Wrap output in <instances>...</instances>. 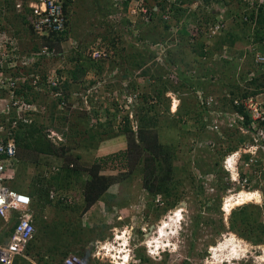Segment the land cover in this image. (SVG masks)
<instances>
[{
  "label": "rangeland",
  "instance_id": "1",
  "mask_svg": "<svg viewBox=\"0 0 264 264\" xmlns=\"http://www.w3.org/2000/svg\"><path fill=\"white\" fill-rule=\"evenodd\" d=\"M19 1L24 6L28 2V0H24L25 2L23 0H8L11 6L7 15L10 26L15 30L16 36L26 47L33 48L35 45L39 47L43 40H38L28 29L26 21L23 20L24 16L15 7ZM105 1H72L71 7L68 9L71 28L83 30L85 21L86 30L91 33L82 39L93 40V46L97 41L101 40L109 45L112 51V40L121 39V57L119 59L123 58V54L128 53L130 56L133 55L137 58L140 55H145L146 59L144 58V60L147 61L150 55L146 53H150L151 50L156 55L154 49L158 52L160 46L154 47L151 39L143 42L138 37L133 36L130 19L123 16V21L117 23L109 18L110 15H116L118 10L111 7L112 12H103L108 11L110 8L107 7L109 4ZM153 3L154 1L151 0L148 4L149 7ZM211 3L212 0H209L204 5H201L197 0H190L186 5L189 11L197 13L199 16L201 15L204 20L205 17H208V12L211 13ZM92 5H96L97 9L93 8ZM238 5H234L236 13L242 12V6ZM103 6H106V8ZM88 8L90 9L86 11ZM84 10L87 17L98 11L99 18L92 15L89 20L83 21L85 16L83 17L81 12ZM189 11L183 14L184 17L180 14V20H178L179 18L176 19L175 26H178V29L175 34L179 38L177 44L182 48L176 50L172 54V58L180 62L178 65L179 77L181 73H186L191 66L196 65V68L198 67L196 70L188 71L189 76L194 78L193 81L195 82L181 86L180 78L176 82L165 78L166 67L162 65L161 60L158 59L156 61L158 56L153 55L154 57L147 64V66L150 64V67L143 69L144 71L149 70L150 74L163 75L159 87L168 86L166 87L168 88L167 93L162 102L156 101L158 106L154 110H149L150 107L148 106H145L143 111L139 110L140 107L134 109L133 122L131 121L138 127L137 131L139 126H143L142 124L152 127V129L148 130L157 133L159 142L172 148L173 183H171V186H174V188L176 186V188L172 189L171 196L156 195L147 190L144 185L145 175L139 169L140 166H136L135 170L131 164L130 157L128 161L124 159L123 161L114 160L115 154L126 151L129 147L127 137L124 135L118 136L122 131L114 129L116 125L115 118L119 113L131 118V107L130 110L125 109V111H122V109L117 110L119 107L116 105L112 106L101 102L97 109L98 111H90L86 109L87 106L83 102L82 94L77 100L72 98L71 93L73 90H71L67 92V95H71L68 100L69 108L77 101L79 106L75 109L61 110L58 113V119L52 121L49 117L54 112L53 104H56V102L46 95L37 97L34 94L32 95L33 98L36 97L34 100L38 104L46 106L45 115L40 114V117L36 118V123L38 126L42 124L40 126L41 133L53 147L55 146V148L59 149L58 158L55 155L23 148L20 150V157L22 155L24 158L21 159L22 163L19 165L20 177L16 179V182L31 190L35 179L37 180L38 177L42 178L43 176L49 177L58 172L56 169L62 166L63 161L67 157L70 158L68 155H71L70 159H75L77 166L82 169L90 168L98 164L100 158L108 157L105 160L106 162L101 164L104 169L101 174L113 176L118 182L110 187V190H116L117 196L108 207L113 212L118 213L119 216L123 214L121 215L123 222L107 220L108 218L105 216L109 215V212L105 211L101 212L103 213L101 214V222H77V220L74 222H39V241L44 240V238L49 240L44 251L56 261H59L66 253L74 251L83 254L94 253L98 242L113 243L115 235L121 233V231H124V233L129 231L127 238L129 239L130 249L133 251L132 257L135 258L134 256L136 255L141 260V264H264V161L258 164L255 163L251 168H246L245 165L242 167L239 164L241 177L237 182L232 181V177L236 174L233 170L226 169L225 159L231 156L232 152L239 150L250 137L243 135L239 130L229 131L226 127L223 131L221 130L222 135L207 132L203 127L202 119L204 115L199 107L197 96L199 90L197 88L200 87L205 89L206 93L219 98L227 91L234 94V91L237 92V87H240V91L245 89L254 90L247 87L248 82L246 81L248 79L246 73L252 70L253 67V65L249 66L251 59H248L246 66H241L236 58L241 57L240 54L243 52L245 41L248 39V32L251 29L243 26L241 18L237 17L238 15L230 17L228 19V32H232L233 36L243 41L237 42L232 46L231 42H228V40H232L229 35L224 36L219 41L214 40V51L216 53L208 59L207 54L203 55V57L198 55L191 45L193 33L190 32L192 29H189V27L190 25H196L197 22L194 17L190 16ZM132 19L136 20L134 28L139 25V21L142 22V19ZM182 20L183 24L180 25L179 21ZM210 20L213 21L214 19L210 17ZM155 22L154 25H157ZM171 24L173 25L174 23L171 21ZM170 30L166 38L164 36V41L159 40L155 45L164 42L171 43L172 40H175ZM153 33L155 34V31ZM70 37L74 38V35ZM198 37L193 35V40L194 38L198 39ZM201 40L204 43L207 42L206 39ZM67 41L71 42V44ZM78 46L79 42L77 43L74 39L69 41L68 36L60 46L53 45V47H56L58 56L45 61L42 64L43 69L46 70V73L49 70H57L59 74L60 70H63L66 65L67 67L68 65L71 66L72 63L70 64L69 59H72L74 55L71 48L75 50ZM205 47L206 44L203 50L207 53ZM206 48L208 49L209 47ZM225 54L227 55L226 58L224 57ZM106 64L109 63L107 62ZM168 64L169 62H167V67ZM237 65L239 69H242L241 73L239 69H236ZM256 69L254 71H256L257 75L261 76L264 73L261 68ZM139 70L135 69L132 72L137 76ZM156 70L159 71L156 72ZM196 71L198 75L196 73L192 74ZM201 74L204 78L198 81L197 78ZM124 75L127 76L126 80L123 78ZM102 79L111 82L114 89L121 91H123L124 86L127 87L126 85L130 81L123 69L110 71ZM154 80L150 83L144 79L143 82L138 83V86L137 83H134L137 87L136 92H140L141 95H154V91L157 88L151 85ZM79 88L76 90L86 91V88H83L82 85ZM133 90L131 88L129 92H133ZM173 97L179 99L178 112L176 113L173 112ZM145 105L148 104L145 103ZM88 106H91L90 101ZM179 109H181V112ZM56 111L58 112L59 110L56 109ZM64 115L66 116L62 117ZM140 117H144L143 122H141ZM60 118L70 121L63 123L64 121L62 122ZM89 130L92 131V137L87 133ZM28 142L34 143L35 141L30 140ZM63 146H66L69 151L66 149L63 151ZM62 152L65 153L63 156L61 155L63 154ZM143 154L146 155V152ZM76 156H79L80 159H76ZM260 157L264 160V153ZM84 174L86 175V172ZM243 179H249L248 184L245 183L246 185H244ZM50 189L54 191V188ZM241 190L244 192L240 193L239 198L245 197L246 200L253 201L246 205L234 207L235 209L231 208L241 202L235 199V196ZM245 192L248 193L246 194ZM63 193L67 198L77 197L73 203L78 209L82 208L83 205H87L81 185L76 186V191L65 190ZM80 199L82 201H79ZM227 201L229 203H226ZM173 205H176V207ZM121 207L123 208L121 209ZM178 208L180 210L176 212L175 210ZM231 209L234 210L228 215L227 213ZM173 213L179 218L176 221L173 220V223L178 221L181 226L178 224L172 230L174 233L172 235L168 234L166 237L168 240H164L165 244L169 243L171 253L163 255L161 258L148 254L143 243L146 242L145 240L153 243V240L157 241V239L162 238L164 233L170 229L167 221L168 217H172ZM78 214H81V212H78ZM75 215L77 216V213ZM3 226L2 222L0 228H3ZM116 228L117 230H115ZM175 230L177 231L175 232ZM172 231L169 232L171 233ZM159 235L162 237H159ZM218 245L220 246L217 248ZM210 249L211 252L216 253L214 258H211Z\"/></svg>",
  "mask_w": 264,
  "mask_h": 264
},
{
  "label": "built area",
  "instance_id": "2",
  "mask_svg": "<svg viewBox=\"0 0 264 264\" xmlns=\"http://www.w3.org/2000/svg\"><path fill=\"white\" fill-rule=\"evenodd\" d=\"M113 1V6L118 10V13L113 16L110 15L109 18L117 23L123 21V16L130 19L132 26L130 27L134 31L133 36L135 37H139V35L134 28L136 20L132 18L138 20L142 18V21L149 23L152 21L150 10L151 12L159 10V6L154 3L149 7L148 4L151 0ZM167 1L170 4H175L178 0ZM197 1L201 5L207 2L206 0ZM6 2L8 3V0H0V220L4 224L3 235L0 233V238L2 239L7 233L10 235L6 236L4 240L0 239V264H15L19 259L29 260L28 253L30 246L37 237V225L39 224V217L34 210L33 197L13 187L19 174L20 165L15 130L30 127L37 122L36 118L40 117V114L45 115L46 106H41L34 100L37 96L46 95L50 99L52 98L56 102L59 112L65 109H75L79 103L78 101L74 102L73 106L69 108L68 100L71 95H67L68 91L64 88L67 80L66 75L58 74L57 70H49L46 73L42 67L45 61L58 56L56 47L44 43H41L36 50L26 47L10 26ZM228 2L229 0H212L211 13L208 12V23H203L201 29L198 24L189 27L192 29L190 30L193 33L192 36L201 34L202 38L206 39V47H209L205 49L207 52L214 47V40L219 39L229 31L228 19L234 14H229ZM125 3L128 5L125 6ZM240 3L243 5L241 13L243 21L250 22L252 27H255L256 23L249 20V16L254 15L255 20L257 19L260 10H264V0H240ZM15 7L26 18L28 29L40 41H44L46 38L53 39L54 35L63 34L68 30V19L62 0H28L26 6L19 1ZM185 7L187 8V5ZM166 12H169L170 15H165L164 19H169L171 17V5L167 7ZM210 17L214 20L211 21ZM179 24L182 25L183 20ZM175 25L176 23L171 26L170 30L175 37L172 43L164 42L152 45L154 47L160 46L158 52L155 49L154 51L155 56H158L156 61L161 60L162 65L166 67L165 78L176 82L180 78L179 70H173L170 68V64L167 67V52L171 48H175L179 41L175 34L178 26ZM251 32H253L252 29ZM243 52L244 54L240 58H236L241 66H246L248 59H251L249 66L253 65L252 70L246 73L248 75L246 81L248 82L258 76L254 71L257 70L256 68H261L264 72V39L260 43L248 34ZM111 53L110 46L101 40L97 41L87 51V55L96 61L109 59ZM226 56L225 54L224 57L226 58ZM241 71L240 68L239 72L241 73ZM108 85H111V82L100 79L92 86L89 85L86 91L76 90L74 92L73 90L72 98L78 100L82 94L81 97L87 106L86 109L90 111H98L101 102L112 106L116 105L119 107L117 110L122 109V111L130 110L131 107L130 113L132 115L129 119L132 121L134 109L139 106L140 92L135 91L133 93L126 90L111 89ZM33 94L36 97L33 98ZM197 96L204 115L203 127L207 132L222 135V131L226 127L229 131L239 130L243 135L250 137L239 150L232 152L231 156L225 159L226 169L235 172L236 175L233 180L237 182L241 177L239 164L242 167L245 165L246 168H251L255 163L264 161L260 157L264 153V90L247 97L244 96L243 90L241 94L238 92L233 94L227 91L221 98L208 94L204 90H198ZM172 99L174 104L178 105L179 99L177 97ZM89 101L91 106H88ZM123 118L124 115L119 113L115 122H125ZM132 126L137 131L138 127L133 123ZM248 181L249 179H243L244 185H246L245 183L248 184ZM51 197L52 199L55 198L52 192ZM121 233L125 234L124 231ZM114 246L126 253L122 257L119 254L121 258H112L111 252L114 250ZM127 246L125 241L119 242L117 235H115L113 243L98 242L94 253L70 252L63 258L62 262L55 264H141V260L136 255L135 258L132 257L133 251L130 246L127 249ZM117 249L115 251H118ZM33 264L38 263L34 262Z\"/></svg>",
  "mask_w": 264,
  "mask_h": 264
},
{
  "label": "trees",
  "instance_id": "3",
  "mask_svg": "<svg viewBox=\"0 0 264 264\" xmlns=\"http://www.w3.org/2000/svg\"><path fill=\"white\" fill-rule=\"evenodd\" d=\"M62 1H63V6H64V11L68 19V30L63 34L54 35L53 39L46 38V40L43 41V43L48 44L51 47H53V45L60 46L61 44H63L64 41L66 40V37L68 36L69 29H70L68 9L69 7H71L72 0H62ZM153 1H154V4L159 6V10L152 11V12L150 10L152 21L149 23L145 21H142V22L139 21L140 23L137 27H135V31L138 32V35H139L138 38L140 41L145 42L144 40L151 39L153 40V44H155L159 42V40L164 41V36L166 38L169 32V29H171V26H172L171 21L172 22L174 21V23H176V19L179 18V15L181 14L182 16L184 13H187L189 11V8H185L188 2L186 0H178L175 4H170L167 0H153ZM206 1L208 2V0ZM127 5L128 3H125V6ZM169 5H171V17L169 19H164L165 15H170L169 12H166V9ZM10 7H11L10 4L6 2L7 11L10 10ZM191 13L192 12L190 11V16L194 17V19L197 22L196 24H198L199 28L203 27L204 21L205 23H208L209 21L208 17H205V19L203 20L201 15L199 16L197 13L196 14L195 13L191 14ZM182 17H184V15ZM237 17L241 18L243 26L253 30V32H251L250 30L251 33L248 32L249 36L252 35V37H254V39L257 42L261 43L262 40L264 39V10L263 9L260 10L256 20H255L254 15L249 16V20H252L253 22L256 23L255 27H252V24L250 22L243 21L242 19L243 17L241 16V14H239ZM141 19L142 18H140L139 20ZM23 20L26 21V18L23 17ZM154 22L157 25H154ZM159 28H161V30ZM154 31H155V34L153 33ZM131 32L134 33L133 31ZM226 35H229L232 37V40H228V42L229 41L231 42L232 46L235 45L237 42L243 41L242 39H239L238 37L233 36L234 34L232 32H228L224 36ZM198 36H199L198 39L194 38L193 40V36L191 38L192 40L191 45L193 47V50L196 51L197 54L202 57L203 55L207 54L209 58H211V56L214 53H216V51L213 50V51H209L208 53H205L203 50L204 42L201 40L203 39L202 38L203 36L201 34H199ZM224 36L217 39V41L221 40V38H223ZM120 40L121 39L119 38L117 40L115 39L112 40L111 45H112L113 51L111 53V57L107 60L96 61L92 59L91 57L87 55L88 49L86 48H82V49L76 48L74 51H72L74 53L73 58L69 59L70 64L72 63L71 66L68 65L67 67L66 65L65 68L63 70L61 69L59 72L60 75H66V78H67L64 88L67 91L74 90L75 88L80 89L79 88L80 85H82L83 88H86L87 86L96 82V80L104 78L108 72L113 71V70L117 71V70L123 69L125 71V74L128 75V78H130V75H131L133 77L132 79H134L135 73L132 72L133 70L135 69L139 70V69L150 67L149 65L147 66V64L150 62V59L152 60V58L154 57L153 55H155L153 50L151 51L149 50L150 53L145 52L146 54L150 55L149 60L147 59V61L144 60L145 55L143 56L140 55L137 58V57H134L133 55L130 56V54L128 53L123 54L122 56L123 58L119 59L121 57ZM177 46H179V44ZM176 47L171 48L167 52V56H168L167 61L170 64V68H172L173 70H178V65L180 62L177 61L175 58H172L173 56L172 54L176 50L182 48L181 46L177 48ZM36 49H38L37 45H35L32 48V50H36ZM243 54L244 52H241L240 55L242 56ZM105 62L106 63L108 62L109 64H106ZM196 69H198V67L196 68V65H193L190 68H188V71L196 70ZM236 69H239L238 65L236 66ZM158 71L159 70H156V72ZM188 71L186 73L180 74L181 86L190 84L191 82L192 83L195 82L193 81L194 78L189 76ZM143 74L145 76L146 75L149 76L148 81L150 83L153 81V79H155L156 81L154 80V83H152L151 85L156 86L157 88L154 91L155 94L153 93L154 95L151 94L147 96V94H144V95L142 94L140 96V102H139V106L137 107V109L140 107L139 110L141 109L143 111L144 110L143 108L145 106H148L150 107L149 110H154V108L158 106V104H156V101L157 100L159 102L163 101V98L165 97L167 93V89H168L166 87L168 86L159 87L163 79L162 78L163 75L161 74H160L161 76L150 74L149 70L144 71ZM87 80L91 81L90 83H88L89 85L86 84ZM108 87L111 89H114L112 85H108ZM247 87H250L254 90L253 91H250L248 89L243 90L245 97L251 94H257V93L262 92L264 90V73L261 76L258 75L254 77L251 81H248ZM131 88L134 89L133 92L137 90V87L132 83H130L125 88L123 87V90H126L129 92ZM239 88L240 87L236 88L237 92ZM237 92L234 91V93H237ZM238 93L241 94V91L239 90ZM145 103L148 105H145ZM53 105H54L53 106L54 112H52V115L49 118L52 121H55L56 119H58V113L60 112L56 111L57 104H53ZM180 110L181 109H179V111ZM65 116L66 115L62 117H65ZM60 119L62 122L64 121L63 123H67V121H70L65 118H60ZM123 120L125 122L123 121L120 123L115 122L116 125L114 129H116L117 131H122V133L119 134L118 136L120 135L126 136L128 139L129 147L126 151H122V152L115 154L114 160L123 161L124 159L128 161V158L130 157L131 164L133 165L135 170H136V166L137 167L140 166L139 169L145 175L144 185L147 190H149L151 193H155L156 195L163 194L165 197L171 196L170 194L172 192V189L176 188V186L175 188L174 186H171V183H173V180H172V175H173L172 148L169 146H164V144H161L159 142L157 133H155L154 131L152 132V130H148V129H152V127H147L146 124L145 125L142 124L143 126L141 127L139 126V130L135 131L133 129L132 122L127 115L124 116ZM140 120L141 122H143L144 117H140ZM41 125L38 126V124L35 123L34 125L30 127H23V128H20L19 130H15V141H16V144L19 150L18 152L19 163H22L21 159L24 158L22 155L20 157V150H22L23 148L25 150L34 149L39 153L55 155L58 158L59 149L57 147L55 148V146L53 147V145H51L49 141L46 139V137L41 133L40 131ZM87 133L89 134L90 137H92L93 134L91 130H89ZM30 140H33L35 142L34 143L28 142ZM65 149L68 150L66 146H63L62 150L64 151ZM145 152H146V155L143 154ZM64 154L65 153L61 155L63 156ZM68 156H70V158L72 157L71 155H68ZM70 158L67 157L66 160L64 159L65 161H63L62 166L59 165L60 168L57 170L58 172H56L55 174H52L49 177L48 176L47 177L43 176L42 178L38 177L37 180L36 179L34 180L31 186L30 194L31 196L35 198V200H37L39 207H44L48 204L53 203V201L50 199V194H51L50 188H54L53 190L61 191V192H64L65 190L66 191H76V186L81 185V190H83V195L85 197V201L87 204L86 206L90 207L94 205L97 201L101 200L102 197L107 193V191L110 189L112 185L118 183L116 182L115 177L106 176V175L101 174L102 170H104L101 164L103 162H106L105 160L108 159V157L100 158V160L98 161L99 162L98 164L90 168H87V169H82L78 167L77 163L75 162V159L73 160ZM76 159H80V157L76 156ZM85 172H86V175L84 174ZM252 201L245 199L237 203L236 205L232 206L231 208L246 205L247 203H251ZM173 206L176 207V205H173ZM234 209H231L230 212H228L227 214L230 215ZM223 211L225 212L224 209ZM1 226H2V221L0 220V227ZM66 254L63 256L65 257Z\"/></svg>",
  "mask_w": 264,
  "mask_h": 264
},
{
  "label": "crops",
  "instance_id": "4",
  "mask_svg": "<svg viewBox=\"0 0 264 264\" xmlns=\"http://www.w3.org/2000/svg\"><path fill=\"white\" fill-rule=\"evenodd\" d=\"M72 1L76 2V0H72ZM105 2L109 4L107 7L108 8L110 7V8L108 9V11L106 10V11H103V12H105V13H107L109 11L112 12L113 10H112L111 7H114L113 6L114 5V1L113 0H106ZM235 4H237V5L240 4L242 6V8H243V5L240 3V0H229V2H228L229 14L239 15L242 12L236 13V11L234 10V5ZM92 7L97 9L96 5H92ZM103 7L106 8V6H103ZM242 8H241V11H243ZM89 9L90 8L86 9V11H88ZM86 11L84 10L83 12H81V15L83 17L85 16L84 12H86ZM98 14H99V12L95 11L92 15L97 16V18H99ZM91 16H88L89 18L87 16H85L83 18V21L86 20V19L89 20L91 18ZM85 26H86L85 21H84L83 30L74 29V28H73L74 29L73 30L71 28V26H70L68 37H69V41H73V39H74V41H76L77 43L79 42V46H78L79 49L86 48V49L90 50L92 48V46H93L94 41L90 40V39H88V40L82 39L87 34L91 33L89 30H86ZM77 28H79V27H77ZM71 35L72 36L74 35V38L70 37ZM79 36H81V37H79ZM68 43L71 44V42H68ZM205 49H206V47H205ZM71 51H74V50L71 48ZM141 70H142V72L144 71L143 69H140L138 71V73H137V76L135 75L134 79H132L133 77L130 75V79H132V80H130L129 83L126 86H128L130 83H132V84H134V83L136 84L137 83V86H138V83L143 82L144 79L146 81L149 80V76H145L144 74H142ZM90 82L91 81L87 80L86 84H88ZM124 88H125V86H124ZM74 90H76V88ZM19 177L20 176L18 174L17 178H19ZM13 187H14V189H16L18 191H23V192H26L28 194L31 193L30 189L26 188L24 185L19 184L18 182H15L13 184ZM51 192L55 196V198L52 199L51 194H50V199L53 201V203L52 204H48V205H46L44 207H39V205L37 203V200H35V198L32 196L33 199H34V210L36 211V214L39 217L38 222H74L75 220H77V222H101L102 221V217H101L102 215L101 214H103V213H101L102 211L109 212V215L105 214L106 215L105 217L108 218L107 220H109V221L112 220L114 222H123V220H122L123 217H121V215H123V214H120V216H119L118 213L113 212L108 207L109 205H111L110 203L117 196L116 190L113 191V190L109 189V191H107V193L102 197V199L99 200L100 202L97 201L94 205H92L90 207H87L86 205H83L82 208L80 207V209H78L73 203L74 199H77V197L73 196V197H68L67 198L66 195H64L63 192L56 191V190L51 191ZM79 201H82V200L80 199ZM121 206H122V204H121ZM122 208L123 207H121V209ZM78 212H81V214H78ZM110 212H113V213H110ZM75 213H77V216L75 215ZM120 213H122V212H120ZM51 214H53V215H51ZM37 227H39V225H37ZM0 233H2V235H3L2 228L0 229ZM9 235H10V233L5 234L2 239L4 240L5 237L9 236ZM48 241L49 240H47L46 238H44V240L42 239L41 241H39V235L37 233V237H36L35 241L30 246V251L28 253L29 254L28 255L29 256V260L19 259V260H17L15 262V264H33L34 262L38 263V264H44V263L45 264H55V263L62 262L64 256L62 258H60L59 261H56L53 257L48 255L46 253V251H44L45 246L47 245V243H49ZM50 254H52V253H50ZM66 256H67V254H66ZM45 260H47V261H45Z\"/></svg>",
  "mask_w": 264,
  "mask_h": 264
},
{
  "label": "bare ground",
  "instance_id": "5",
  "mask_svg": "<svg viewBox=\"0 0 264 264\" xmlns=\"http://www.w3.org/2000/svg\"><path fill=\"white\" fill-rule=\"evenodd\" d=\"M241 192H244V191L241 190V191L239 192V194L235 196V199H238V200H240V201H242V199H243V200L246 199L245 197H244V198H239V195H240ZM245 193L247 194L248 192H245ZM246 197H247V196H246ZM238 202H239V201H238ZM226 203H229V201H227ZM177 210H180V209L178 208V209H176L175 211L177 212ZM182 219H183V218H182ZM168 220H169V228H170L169 231L175 229V228L178 226V224H179L178 221H177V222H174L175 224L173 223V220H174V221L178 220V219H177V216L174 215V213L172 214V217H171V216L168 217ZM155 227H156V226H155ZM155 227H154V228H155ZM154 228H153V230H154ZM158 228H160V227H158ZM169 231H166V232L164 233V235H163L162 238L157 239V242H156V243H157V244H160V243H161V245H162L163 243H165L164 240H165V239L168 240V239L166 238V237L168 236V234H169V235H172V234L174 233L173 231H172L171 233H170ZM152 232H153V231H152ZM127 233H128V231H126V233H125V234H126L125 237H123V233H118V234H117V240L120 241V242L125 241V244L128 245L126 248L128 249L129 246H130V244H129V241H128L129 239L127 238ZM157 234H158V233H157ZM147 237H148V236H147ZM145 241H147V240H145ZM148 242H149V241L143 243V245H144V246L152 245V242H149V243H148ZM169 246H170V245H168V246H164V247L168 248ZM113 249H114V250L111 252V253H112L111 257H112V258H121V257L126 253L125 251L122 252L120 249H117L116 246H114ZM116 249H117L118 251H115ZM151 249H153V247H152ZM162 249H163V248H162V246H161L160 249H159V252H158L159 254H161ZM226 251H227V250H226ZM119 254H120L121 257H119Z\"/></svg>",
  "mask_w": 264,
  "mask_h": 264
},
{
  "label": "clouds",
  "instance_id": "6",
  "mask_svg": "<svg viewBox=\"0 0 264 264\" xmlns=\"http://www.w3.org/2000/svg\"><path fill=\"white\" fill-rule=\"evenodd\" d=\"M205 44V43H204ZM214 48H215V45H214V47H212L211 49H210V51H213L214 50ZM207 52V51H206ZM209 52V51H208ZM207 52V53H208ZM207 58L209 59V56L207 55ZM206 58V59H207ZM197 74V72H194V73H192V74ZM198 75V74H197ZM204 75V74H203ZM205 77H206V75H205ZM202 78H204V76H202V74H201V76H198V78H197V80L198 81H201L200 79H202ZM197 89H199V90H201L202 89V87H200V88H197ZM196 89V90H197ZM202 90H204L205 91V89H202ZM200 107V106H199ZM177 109H178V105H176V104H174L173 103V112H178L177 111ZM201 109V108H200ZM175 110V111H174ZM202 110V109H201ZM232 181H234L233 180V177H232ZM179 219V218H178ZM180 221V220H179ZM179 226H181V223L179 224ZM117 229V228H116ZM170 231H172V230H170ZM177 230H175V232H176ZM159 237H162L161 235H159ZM147 241H149V240H147ZM146 241V242H147ZM157 241H155V240H153V243H152V245H148V246H146V249H147V252H148V254H151V255H155L157 258H161L163 255H166V254H170L171 253V249H170V247H168V248H166V247H164L165 245H169V243L167 242L166 244L164 243V244H162V245H160V244H157L156 243ZM145 243V242H144ZM221 245V244H220ZM220 245H218L217 246V248L220 246ZM162 246V252H161V254H159L158 252H159V249H160V247ZM153 247V249H151ZM210 255H211V258H214L215 257V255H216V253L215 252H211V249H210ZM220 255V254H219Z\"/></svg>",
  "mask_w": 264,
  "mask_h": 264
},
{
  "label": "water",
  "instance_id": "7",
  "mask_svg": "<svg viewBox=\"0 0 264 264\" xmlns=\"http://www.w3.org/2000/svg\"><path fill=\"white\" fill-rule=\"evenodd\" d=\"M123 78L126 80L127 76H126V75H124V76H123Z\"/></svg>",
  "mask_w": 264,
  "mask_h": 264
},
{
  "label": "flooded vegetation",
  "instance_id": "8",
  "mask_svg": "<svg viewBox=\"0 0 264 264\" xmlns=\"http://www.w3.org/2000/svg\"><path fill=\"white\" fill-rule=\"evenodd\" d=\"M175 215V214H174ZM177 216V215H176ZM178 219V218H177ZM169 223V220L167 221Z\"/></svg>",
  "mask_w": 264,
  "mask_h": 264
}]
</instances>
